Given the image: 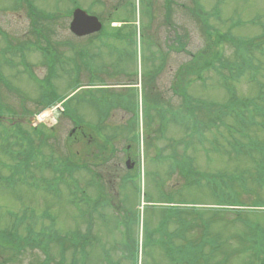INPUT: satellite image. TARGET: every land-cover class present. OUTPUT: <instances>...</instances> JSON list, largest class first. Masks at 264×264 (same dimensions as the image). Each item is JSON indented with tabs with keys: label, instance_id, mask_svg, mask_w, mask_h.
<instances>
[{
	"label": "rangeland",
	"instance_id": "1",
	"mask_svg": "<svg viewBox=\"0 0 264 264\" xmlns=\"http://www.w3.org/2000/svg\"><path fill=\"white\" fill-rule=\"evenodd\" d=\"M32 1L37 8L54 12L52 19L42 20L50 44L56 50L52 51L51 57L56 60L55 68L58 76L52 78L53 86L46 85L48 81L44 83L49 89L47 91L49 95H67L79 86L69 95V97L73 96L69 98L68 103L79 107L80 116L93 124L100 122V118L91 107H87V104H101V95L109 93L117 97L133 89L127 99L133 104L136 100L138 107L135 117L132 113H125L116 108H113L108 115L107 121L110 125L129 121L132 122L131 130L122 131L124 133L121 139L116 140L117 152L112 158L106 159L107 166L97 169L101 178L100 188L103 198L106 196L108 202L110 198L111 205L99 206L98 210L101 211L92 213L93 218L89 220L91 223L89 227L86 212L84 217L80 210L84 211L86 205H89V200L84 196L81 188L75 186L73 191L68 192L64 188L65 184H59L60 192L55 182L50 181L48 189L42 191L35 189L38 180L30 179L27 184L22 183L25 180L24 175L15 173L11 170V166L4 165L16 160V151L5 148L10 131V128H5L11 116L16 118L14 119L16 124L24 128L33 125V113H30V109L34 108L32 111L37 112L38 105L34 102L39 93L37 82L40 83L36 82L35 73L37 77L42 78L46 70L44 59L35 48L26 47L22 53L10 51L11 47L13 49L20 47L21 51V43L27 39L33 41L34 36L28 31L30 20L27 16L26 4L21 1L16 9H12L14 0H0V74L10 81L12 87V90L0 89V229L19 225L17 231L24 235V228L20 227V224L28 227L24 224L26 221H23L28 218L35 231L40 229L46 232L54 231L52 235H58L65 242L63 247L66 264H72L73 257H76L81 264H105L103 254L106 251L109 252L107 256L112 257L109 259L118 260L120 264H131V261L134 263V259L124 257L120 245L121 238L120 240L118 238L127 232L128 236L138 240V243L143 241L140 243V248L138 244L137 264H172L157 245H149L147 236H151L148 235L150 231L153 232L151 237L158 236L155 230L164 218V210H179L176 215L169 217L168 231L183 232L186 238L208 245L211 254L206 262L202 260V264L203 262L258 264L253 257L255 249L247 250V243L242 242V233L245 236L253 233V237L262 247V253L264 252V219L262 217L260 220L256 219L261 214L254 213V211H264V176L261 177L257 173L259 157L248 153L256 149L250 148V144H247L251 141L253 143L256 141L258 147L259 143L264 144V36L255 38L247 51L253 64L259 65L255 80H249L247 72L240 80L236 76L229 82L233 84L241 104L232 110H225L222 116L223 126L204 129L202 134L198 135L201 142L197 140L196 135L190 138L188 136L190 133L187 134L188 130L182 124L175 126L169 123L167 131L161 133L156 120L146 117L147 104L142 95L145 87L147 91L151 90L149 93V98L153 101L151 103H162L166 101V96H171L169 107L166 108L172 112L179 111L182 100L180 97H175L169 86L172 82L174 85L178 80L181 83L186 78L191 81L187 87V95L204 102L219 103L217 107L227 102L229 96L226 88L223 87V81L227 82L228 77L225 76L234 73L233 66L240 54H237L236 46L232 42H224L220 45L217 43L219 47L212 45L215 46L213 51L208 50L209 38L215 43L218 37L214 35V31L224 32L230 24L234 25L232 33L240 38L254 37L262 33L264 0H221L218 11L213 10L217 0H180L185 4L186 11L176 7L171 15L174 20V24L172 22L171 25L164 22L160 7L153 13V18H147L141 0H134L133 3L124 0L121 4L118 3L117 11L122 12L118 18L124 16L128 24L118 32L112 31L113 37H106L112 44L106 43V46L101 42L104 31L91 37L94 43L83 37L76 39L78 37H73L69 33V19L65 14L71 7V0ZM77 2L83 9L87 10L88 7L92 12L102 11L106 17L108 16L109 11L105 10L103 0H77ZM198 2L201 11L206 12L207 21L202 19V13H199L200 16L198 13L189 14ZM130 3L136 7L134 10L131 9ZM116 13L113 12V15ZM211 32L212 36H210ZM175 37L182 41L181 48L175 45ZM155 44L161 51L160 57L165 59L164 64H160L158 60L147 61V58L158 56ZM72 47L81 48L72 49ZM205 51H208L207 56L202 54ZM212 53L220 54L219 61H215L210 68L202 71L201 79L196 74L189 73L191 64L193 65L191 60L194 57L209 58ZM8 59L13 63L7 64ZM22 59L29 64L24 70L19 62ZM118 62L121 64L117 66ZM116 66H122L117 69L128 66L127 72L122 74L117 71L118 76H114L112 71ZM147 67L155 74L159 70L157 78L149 79L152 80L151 88L147 84L145 86L144 81L142 82L141 75ZM144 78H147L146 74ZM235 111L240 112L242 116L237 117ZM218 114L219 111L216 110L214 117L217 118ZM53 117H56V123L53 125L54 135L47 139V145L42 149L43 154L47 156L49 148L52 147L57 156L63 157L62 147L68 145L78 157L81 154L79 158L75 157L74 163H78V159L89 160L90 155L82 156L83 143L79 138L68 141L71 140L68 133L74 126L73 121L60 114H54ZM168 117L170 118L171 115ZM207 117L209 118L210 115ZM207 117L200 115L199 120H206ZM239 118L249 120L251 124H241ZM171 120L170 118L169 121ZM110 125L107 131L114 133ZM229 127L234 128L235 132L228 130ZM84 128L89 129L87 126ZM86 133L88 134L87 131ZM10 140L14 139L10 138ZM185 140H187L186 144L190 143L189 148L185 147ZM173 143L176 146H172ZM236 143L242 145L238 152H234L231 147ZM125 146H129V151L133 155L129 157L133 162V171L128 175L127 182L121 183V176L125 172V155H127L122 150ZM171 146L177 159L170 155L156 154V152L167 154L171 151ZM87 148L90 149L89 151H95L92 146ZM108 151L110 152V149ZM183 154L184 156L181 157ZM34 172V177H42L39 184L43 183V178L50 179L57 175L49 168L41 172L36 169ZM75 177L80 187L91 191L87 193L89 197L96 195V191L92 192V188L88 187L90 178L88 172L83 171ZM228 188L236 200L248 205L245 207L246 212H240L243 218L250 220L248 225L242 226L236 222L237 212L224 211L222 214L217 212L225 208L218 209L214 206L215 203H230L224 195ZM69 201L74 204L79 203L80 209L69 204ZM114 206H119L118 212L113 211ZM25 207H27L26 215ZM124 214L126 223L123 220ZM177 219L188 224L187 230L184 231L180 226L181 221L177 222ZM88 228L90 245L84 246L86 255L83 252L80 254L79 239ZM27 231L29 240L34 239L35 232L32 229ZM75 231L79 234L74 237L71 232ZM15 237L14 234L7 233L3 239L11 240ZM73 239L79 240L76 249L70 245ZM49 248L52 259L47 264H57L59 256L56 254L55 244L50 243ZM5 250L3 257L0 253V264L2 260H4L3 264H40L44 260V253L37 245H23L18 251ZM133 250L134 246L130 250L134 258ZM251 258L253 262L250 261Z\"/></svg>",
	"mask_w": 264,
	"mask_h": 264
},
{
	"label": "trees",
	"instance_id": "2",
	"mask_svg": "<svg viewBox=\"0 0 264 264\" xmlns=\"http://www.w3.org/2000/svg\"><path fill=\"white\" fill-rule=\"evenodd\" d=\"M225 38H226V35L220 36L218 38V44H221L222 42L229 41L228 39H225ZM245 41L247 42V44L252 43V39H247ZM207 49L208 50L211 49V51H213L212 49H214V48L211 47V46H208ZM207 52L208 51H205L202 54H205V56H207L206 55ZM219 56H220V54L213 55V53H212L209 56V58L208 57H203V56H202V58H201V56L199 58L194 57L191 60L193 65L191 64V67L189 69V71L190 70L191 71L189 73L196 74L197 71H198V64H200V63L202 64V70L210 68L213 65V63H215L216 59L219 60ZM212 57H214V58H212ZM187 66H189V64ZM247 66L248 65H247L246 61H243V59H242L241 64L238 66V70H236V68H234L235 72H236L235 73L236 76L238 77L239 75H242L243 72H244V69ZM190 82L191 81L189 79L184 78V80L181 83L180 82L176 83V90L179 93H181L182 98L184 100L183 103L181 104V107L184 110L186 109L185 110L186 111L185 115H186V118L190 121V124H189L190 127H188V129H191L195 125L194 129H192L190 131H187V133H190L191 135H194L195 133H197L199 131H203L204 129H209V128H213V127H215V128L219 127V124L223 120L222 116L224 115L225 110H232V108L237 107L239 104H241L240 98L235 94L234 87H229V88L226 89L228 94H229V100L227 102H225L224 104L221 103L220 107L215 106V103H212V102L208 103V102H204L201 99H199V100L198 99H194L193 97H191V96H189L187 94H184V92L187 91V87L189 86ZM54 100H56V98H52L51 99V101H54ZM147 101L150 102L149 97L146 98V102ZM216 110L219 111V114H218L217 118L214 117V112ZM198 113L200 115H205V117H207L208 115H212L214 120H211V118L207 117L208 119H206L204 121H199L197 119V114ZM236 114H237V117H241L242 116L240 112H236ZM183 115L184 114H173L172 117H174L173 120L177 123L179 121L182 122ZM216 119H217V121H216ZM239 119L241 120V122L243 124H246V125H250L251 124V123L248 122L249 120H245L244 118H239ZM186 120H185V124L184 125H186ZM161 123H162L161 124V131L163 133V128L166 127L165 122H163V118H162ZM40 132H41V134L39 136H41V139L39 140V144H40L41 147H44V146L47 145L46 139H48V137H50L51 135H46V133L44 131H42V130ZM20 133L23 134V137L21 138L22 142L21 143L17 142V139L14 140V143L17 142L16 144L19 146L18 150H20V152L16 154V158H18L20 155L22 156L18 160V162L14 163V165L12 166V169H15L16 171H20L22 169H25V167L27 169H29L31 164L33 163V161H35L34 156H35V153H36L35 149H34L33 138L24 129H22V132H20ZM247 144H250V148H255L256 149L258 147V144H257L256 141L254 143L251 141V142H249ZM259 145L261 146L263 144L259 143ZM241 146L242 145L236 143V144L232 145V148L234 149L235 152H238L240 150ZM258 149H256L254 152H256ZM49 150H50V152H53V150L51 148ZM66 157L67 156H63V157H60L59 159H57V163L56 164L51 163L50 160L42 159V161H41L42 165L39 166V167L41 169L44 168V167L50 168V169H52L55 172H59L60 175H62V173H67L69 175V173L72 172L74 169L78 170L80 168H83V169L88 171V164H85V160L78 159V163L80 165L79 166V165L74 164L72 161H67ZM5 229H7V228L5 227ZM9 229H11L13 232H15V234L18 236V239H20V235L17 233L18 225L12 226ZM2 232L3 231L0 230V243L3 241V233ZM88 234H89V232L86 231V232H84L83 235L86 237V236H88ZM40 236H46L45 238H47V239H45V241L43 242V245H45L47 247H49L50 241L54 242V240H56L58 242V245L60 247V252H59V254H57L59 256V259L57 260V262H58V264H66L65 258H64L65 248L62 247V244L65 243V242H61L60 243V238H55L54 236L49 239V237L42 231H38V232L35 233L36 239L39 238ZM13 242L11 241L10 244H13ZM78 243H79V241H75L74 245H76V247H77ZM84 246H85V242L83 244H81V246H80L82 251H84ZM47 247H45L43 249V252L46 253V256H45L44 260L40 264H47V262L52 259L51 258V254L47 253L48 252V248ZM0 248H2L1 245H0ZM168 250L170 252V253H168V255L170 257H176V258L178 257L179 253L182 252V250H180L178 247L174 246L173 244L169 245ZM261 250L262 249L256 250V251L259 254V253L262 252ZM60 253H61V255H60ZM135 258H136V256L134 254V261H135Z\"/></svg>",
	"mask_w": 264,
	"mask_h": 264
},
{
	"label": "flooded vegetation",
	"instance_id": "3",
	"mask_svg": "<svg viewBox=\"0 0 264 264\" xmlns=\"http://www.w3.org/2000/svg\"><path fill=\"white\" fill-rule=\"evenodd\" d=\"M123 1L124 0H103V4H104L105 10L107 12L109 11L107 17L103 13V15L105 16L104 23H105V25H107V28H109V29L112 28L114 32L122 30V26L126 24V23H120L116 27V25L114 23V20H116L117 17H119L120 14L122 13V12L117 11L118 3L121 4ZM129 1H131L132 3L134 2V0H129ZM154 1H156V0H154ZM132 3L129 4L130 7H131V9H132ZM113 12H117V13L113 15ZM127 68H128V66H125V67H123L121 69H118V71L120 73H122V74H125L127 72ZM110 126H112V125H110ZM116 126H119L120 127L122 125L121 124H118ZM116 126L113 128V130L116 128ZM75 131H76V129H75ZM107 132H108L107 129H106V131L102 130L101 131V136L104 137V136L109 135L110 133H112V132H108V133ZM120 135H121L120 133H116L115 134V137L116 138L114 140H111V141L114 142V143H116V140L119 139V136ZM83 136L86 137V135L84 133H83ZM90 141H91V139L88 138L87 139V142L90 143ZM98 148H99V150L102 153L101 157L103 158V166H107V160L106 159L112 158V156L114 155V153L117 152V150L116 149H113L112 150V148H109L108 147V140L105 139V138L101 139V141H100V143L98 145ZM109 149H110V152L108 151ZM127 149H128V147H127Z\"/></svg>",
	"mask_w": 264,
	"mask_h": 264
},
{
	"label": "water",
	"instance_id": "4",
	"mask_svg": "<svg viewBox=\"0 0 264 264\" xmlns=\"http://www.w3.org/2000/svg\"><path fill=\"white\" fill-rule=\"evenodd\" d=\"M71 28L78 33H84L86 28L92 32L100 28V23L96 17L87 15L84 11L76 9Z\"/></svg>",
	"mask_w": 264,
	"mask_h": 264
},
{
	"label": "bare ground",
	"instance_id": "5",
	"mask_svg": "<svg viewBox=\"0 0 264 264\" xmlns=\"http://www.w3.org/2000/svg\"><path fill=\"white\" fill-rule=\"evenodd\" d=\"M48 115H45V117H47Z\"/></svg>",
	"mask_w": 264,
	"mask_h": 264
}]
</instances>
